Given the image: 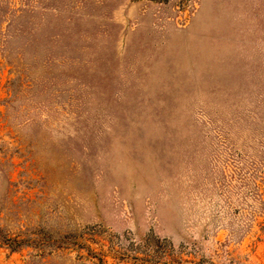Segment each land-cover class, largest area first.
Masks as SVG:
<instances>
[{"label":"rangeland","instance_id":"374dc122","mask_svg":"<svg viewBox=\"0 0 264 264\" xmlns=\"http://www.w3.org/2000/svg\"><path fill=\"white\" fill-rule=\"evenodd\" d=\"M0 264H264V0H0Z\"/></svg>","mask_w":264,"mask_h":264}]
</instances>
